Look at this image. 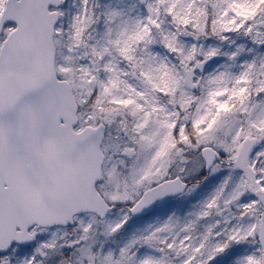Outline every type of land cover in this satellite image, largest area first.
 Returning a JSON list of instances; mask_svg holds the SVG:
<instances>
[{
    "label": "snow or ice",
    "instance_id": "6c2138e0",
    "mask_svg": "<svg viewBox=\"0 0 264 264\" xmlns=\"http://www.w3.org/2000/svg\"><path fill=\"white\" fill-rule=\"evenodd\" d=\"M0 264H264V0H0Z\"/></svg>",
    "mask_w": 264,
    "mask_h": 264
}]
</instances>
